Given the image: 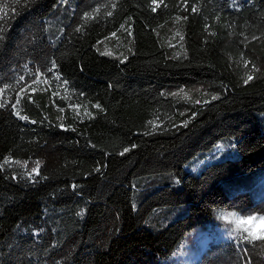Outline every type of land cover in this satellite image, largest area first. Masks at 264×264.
Instances as JSON below:
<instances>
[{
  "label": "trees",
  "instance_id": "16d2710c",
  "mask_svg": "<svg viewBox=\"0 0 264 264\" xmlns=\"http://www.w3.org/2000/svg\"><path fill=\"white\" fill-rule=\"evenodd\" d=\"M5 14L0 264H179L218 212L264 216V198L226 190L264 175V0H0ZM219 143L235 155L193 170ZM199 254L242 264L236 238Z\"/></svg>",
  "mask_w": 264,
  "mask_h": 264
},
{
  "label": "rangeland",
  "instance_id": "374dc122",
  "mask_svg": "<svg viewBox=\"0 0 264 264\" xmlns=\"http://www.w3.org/2000/svg\"><path fill=\"white\" fill-rule=\"evenodd\" d=\"M220 144L223 143H219L220 147H217V152L215 153L216 156L212 158L207 157L202 161H197L196 165L193 166L192 169L196 170L201 163H210L223 157H232L235 155L236 152L234 150L233 152L231 151L230 153L223 154L225 150H227V145L223 146ZM230 147H232V144ZM230 182H234L237 186L235 190H231L230 188L226 189L231 193L248 190L250 191L253 200L264 198V175H260L258 172L234 177L228 181V183ZM228 183H224L223 186L225 187ZM229 214L240 216V214L232 211H223L218 212L211 219L207 220L205 224L200 227L199 231L193 235L192 241L186 247L185 256L180 258L179 264H194L200 256V254L196 255V251L206 247V245L211 241L218 243L221 241H231L232 239H235L234 230L236 229V225L232 222V217ZM225 217L228 218L225 219ZM248 227H252L254 231H259L262 227H264V222L256 220L252 222V224L241 225V228Z\"/></svg>",
  "mask_w": 264,
  "mask_h": 264
},
{
  "label": "snow or ice",
  "instance_id": "6c2138e0",
  "mask_svg": "<svg viewBox=\"0 0 264 264\" xmlns=\"http://www.w3.org/2000/svg\"><path fill=\"white\" fill-rule=\"evenodd\" d=\"M27 3H30L31 0H26ZM153 4H157L158 0H152ZM112 8H115L116 5L115 3L111 4ZM153 11L156 10V8L154 7L152 9ZM193 11H196L197 9L193 8ZM96 12H99L100 9H96ZM17 13L15 12V10H13L12 15L15 16ZM107 15H112V13L109 11L107 12ZM89 18H93L91 17L88 13H85V19H89ZM0 46L3 45L5 39H6V35H7V31H8V27L7 24L9 22L8 20V15L5 14V16L0 17ZM123 27V25L121 26ZM79 30V29H77ZM113 35H115L113 33ZM256 37H253V39H255ZM247 61L245 62V66H247ZM55 67V65L53 64V68ZM254 67V66H253ZM48 71H51V69H49ZM36 79H38L41 75L40 70L37 69L36 73L33 74ZM253 77L251 75H249L247 77V79L244 81V83H248L250 80H252ZM21 81H24V76H20L19 80L17 81V83H20ZM35 83V80L33 81ZM11 87V85H4L3 87H0V93H3L5 91L8 90V88ZM34 90V89H33ZM21 92L24 91V88L21 87L20 89ZM213 99H215V97H213ZM199 102V101H197ZM17 103H19V100H17ZM3 104H0V107H3ZM13 108L16 107V104L12 105ZM97 107H99V105H97ZM16 115L20 118V119H27L26 116H21L20 113L17 111ZM33 123H35V121H33ZM153 123V126L155 127L154 122H150ZM133 147H135V145H133ZM130 149L125 148L124 152H128ZM124 153L122 152L121 155H123ZM38 167L39 164L37 163V167L32 169V172H30L28 175L31 176L32 173H37L38 174ZM232 217V222L235 223L236 225V229L234 230L235 233V238L238 241V248L241 252V256H240V260L242 262V264H252V257L249 255V249L247 247H245L244 245L246 244H251L252 245V249L253 251L256 252V254L258 256H260L261 258H264V227H262L259 231H254L252 227H248V228H241V225H245V224H252V222L259 220L261 222H264V216H253V215H248L246 217L244 216H236L235 214H229ZM228 217H225V219H227ZM259 242V243H257Z\"/></svg>",
  "mask_w": 264,
  "mask_h": 264
}]
</instances>
